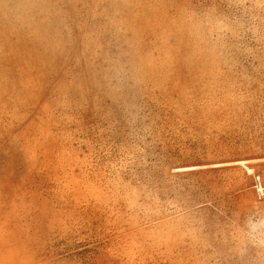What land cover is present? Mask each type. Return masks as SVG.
<instances>
[{"label":"rangeland","instance_id":"374dc122","mask_svg":"<svg viewBox=\"0 0 264 264\" xmlns=\"http://www.w3.org/2000/svg\"><path fill=\"white\" fill-rule=\"evenodd\" d=\"M0 264H264V0H0Z\"/></svg>","mask_w":264,"mask_h":264}]
</instances>
